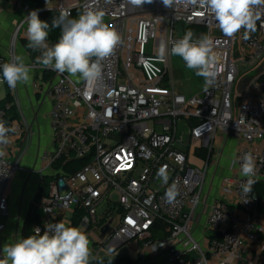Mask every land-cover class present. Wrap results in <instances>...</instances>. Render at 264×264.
I'll list each match as a JSON object with an SVG mask.
<instances>
[{
    "label": "built area",
    "instance_id": "built-area-1",
    "mask_svg": "<svg viewBox=\"0 0 264 264\" xmlns=\"http://www.w3.org/2000/svg\"><path fill=\"white\" fill-rule=\"evenodd\" d=\"M40 1L42 6L35 7L30 1L16 0V9L24 15L15 27L8 55L0 52V65L17 55L19 34L26 30L27 15L33 10L39 15L53 9L68 18H78L86 8L103 10L106 24L122 41L102 62L101 79L91 88L67 73L36 64L41 53L29 48L34 56L29 66L49 73L38 86L43 91L45 85L51 101L53 137L52 146L40 156L42 186L34 203L40 222L34 231L40 228L43 233L46 224L58 221L72 226L80 213L77 228L87 235L91 252L100 246L92 264L112 259H119V264H264L258 193L264 178V6L259 8L255 31L246 37L241 29L229 37L198 5L174 3L166 8L161 0H153L137 8L127 0ZM2 11L0 7V16ZM178 23L186 32L189 27H204L205 32H193V39L207 35L220 56L216 83L206 87L204 82L199 93L181 92L173 80V56L164 60L158 56L161 40L170 49L171 42L184 36L176 31ZM57 40L48 38V43ZM242 68L252 73L246 75ZM7 108L0 106V120L15 126L16 132L9 133L8 145H0L5 153L0 157V237L10 211L7 187L21 167L20 158H11L8 149L16 134L25 133L23 126L7 119ZM228 136L240 143L229 164L230 174L219 176V196L210 204L200 230L198 209L206 186L218 180L214 171L220 169ZM206 148L208 159L198 153ZM247 152L253 154L256 169L251 190L245 193L241 185L248 178L232 161ZM196 155L204 166L194 164ZM209 165L212 178H208ZM158 174H166L168 183ZM173 182L179 195L168 202L165 192ZM63 212L70 214L69 221L61 216ZM131 244L134 257L118 253ZM101 250L108 256L100 258ZM253 250L258 259L248 258Z\"/></svg>",
    "mask_w": 264,
    "mask_h": 264
},
{
    "label": "clouds",
    "instance_id": "clouds-1",
    "mask_svg": "<svg viewBox=\"0 0 264 264\" xmlns=\"http://www.w3.org/2000/svg\"><path fill=\"white\" fill-rule=\"evenodd\" d=\"M111 2V0H109ZM166 8H172L174 3L198 5L206 13L214 17L218 28L226 36H234L241 29L249 32L256 29L257 20L261 19L260 6L264 0H161ZM133 7L140 8L151 4L153 0H127ZM105 12L86 8L75 19L68 18L61 12L55 16L51 25L40 19L38 10H33L26 19V38L28 47L39 50L41 55L35 63L56 71L67 73L69 77H77L91 88L101 79L102 62L110 57L115 48L121 43L120 34L109 27L104 21ZM60 29V36L54 44L48 43L51 29ZM194 33L188 30L181 39L168 43L161 40L158 56L161 60L168 55L179 56L185 66L194 70L196 76L203 77L205 86H212L220 73V56L214 50V42L207 35L193 39ZM2 78L10 89L18 84H27L31 80L32 67L16 55L8 62L0 65ZM15 126H6L0 120V145L10 143L9 133H15ZM5 153L0 151V157ZM233 165L239 163L240 172L247 181L241 185L245 193L251 190L254 183L256 161L251 152L234 159ZM164 184L168 183L166 174H158ZM179 195L178 186L173 182L165 192L168 202L175 201ZM3 258L0 264H92L93 255L87 235L77 227L64 221L46 224L43 233L40 228L26 238L15 243L5 244L2 248ZM112 264V262H110Z\"/></svg>",
    "mask_w": 264,
    "mask_h": 264
},
{
    "label": "crops",
    "instance_id": "crops-1",
    "mask_svg": "<svg viewBox=\"0 0 264 264\" xmlns=\"http://www.w3.org/2000/svg\"><path fill=\"white\" fill-rule=\"evenodd\" d=\"M23 2H28L30 0H22ZM16 0H0V7L3 8L2 14L0 16V52L7 56L9 46L12 40V36L15 30V27L18 22L23 18L24 12L15 7ZM16 53L23 57L24 62L29 65L33 61V54L31 53L28 47V40L26 38V30H22L19 34V39L16 44ZM31 80L27 84H18L17 87L13 90L10 89L6 84V94L9 90L13 93L17 101V119L12 121L18 125L25 128V133L23 135L16 134L13 138L12 145L8 149V153L11 158L18 159L20 158V170L13 174L8 187L7 194L9 197L10 211L9 215L5 217L6 229L0 237L1 249L5 244L15 243L17 240L16 236L20 235L22 239V230L24 223L27 217L30 214L35 213V204L34 201L37 197V192L40 186L41 175L39 172L40 154L43 149L51 147L53 144V137L50 127V118L49 111L51 109V101L49 97L46 96L44 92L38 86L43 82L42 77H48L49 73L47 72H38L32 69ZM78 79L77 77H75ZM79 80V79H78ZM5 94V96H6ZM4 96V97H5ZM3 97V98H4ZM2 99V98H1ZM45 106V111L42 112V108ZM31 108V113L33 114L32 118H27L25 115V109ZM40 118V121L38 120ZM26 123H25V122ZM36 122H38L36 124ZM36 125V126H35ZM28 127V129H27ZM39 135L40 137V150L36 152L35 160H29L28 150L31 144H33L34 136ZM240 141L232 136L226 138V143L223 150L222 159H225V165L223 166L228 170L226 174H230L229 164L231 159L234 157L236 148ZM221 159V160H222ZM198 160V159H195ZM225 175V174H224ZM212 178V177H211ZM216 185L219 183V179L216 180ZM212 183V181H211ZM215 184L214 182L212 183ZM212 184H208L205 189V197L202 205L198 209V226L206 225V217L210 204L214 201L215 198L219 196V190ZM261 184L264 186V178L261 180ZM24 208L29 209L27 212H22ZM33 208V210H32ZM20 209V211H19ZM262 219L261 224L264 226V197L262 198L261 205ZM65 220L69 221L71 218L69 213L63 212L61 214ZM8 217V218H7ZM17 218V227H14L12 222H15ZM19 231L21 233L19 234ZM94 249V248H93ZM92 249V252H93ZM125 254H131L132 257L135 255V245L131 244L129 247H125ZM132 251V252H131ZM251 256L257 258L255 250L253 253L248 255L250 259ZM249 264V263H244Z\"/></svg>",
    "mask_w": 264,
    "mask_h": 264
},
{
    "label": "rangeland",
    "instance_id": "rangeland-1",
    "mask_svg": "<svg viewBox=\"0 0 264 264\" xmlns=\"http://www.w3.org/2000/svg\"><path fill=\"white\" fill-rule=\"evenodd\" d=\"M104 21L106 23L107 19L104 18ZM197 29V27H189L188 30H191L192 32H195ZM187 30V31H188ZM176 31L178 33V35H182V34H185L186 33V30L183 28L182 24L178 23L176 25ZM172 75H173V80L175 82V84L177 85V88L185 93V94H194V93H199L203 90V87H204V79L203 77H199V76H196L194 70H190L188 69L186 66H185V63L183 62L182 58L179 57V56H173L172 57ZM247 67V66H246ZM244 74L248 75V74H251V70H249L250 68H242ZM6 84L5 82H0V99L3 98L6 94ZM45 111V106L42 108V112ZM31 108L30 110L29 109H25V115L27 118H32L33 117V114L31 113ZM38 120L40 121V118H38ZM38 122H36L37 124ZM36 126V125H35ZM42 145H40V137L39 135H36L34 136V140H33V144H31V146L29 147V150H28V156L26 158L29 159V160H35V156H36V152L38 150H40V147ZM44 151V149L42 150V152ZM41 152V154H42ZM199 154L202 155V157L208 159V156H209V149L206 148L204 149L201 153L200 151H198ZM40 154V156H41ZM195 159H198V160H195ZM202 159V158H201ZM200 159L199 156L196 155V157H192V161L194 162V164L196 165H199V166H204V162ZM36 161V160H35ZM212 161V160H211ZM221 166H220V169L217 170V171H214L215 172H218V175L216 177V179H219V176L221 175H224L226 174V172H228L227 169H225L223 166L225 165V159L223 158L221 160ZM209 172H208V178L211 177L212 173H213V166L212 165H209ZM215 186V189L217 187L216 184H214ZM207 187V186H206ZM104 206L101 207L99 209V214H101L104 210ZM33 210V208H32ZM20 211V209H19ZM23 213L24 212H27L29 211V209H25L24 210H21ZM8 218V217H7ZM14 224V227L16 228L17 227V218L15 219V222H12ZM203 226H198V229L202 230ZM19 234L21 233V231H19ZM201 236V233L198 234V238ZM17 239L15 240H19L21 239V236L18 235L16 236ZM95 241H97L95 238H93ZM100 249V246L96 245L93 249V252H92V255H96V252ZM126 250L125 248H123L121 251H119L118 253L119 254H125ZM105 256H108L107 253H106V250H101L100 251V254H99V257L100 258H104Z\"/></svg>",
    "mask_w": 264,
    "mask_h": 264
},
{
    "label": "trees",
    "instance_id": "trees-1",
    "mask_svg": "<svg viewBox=\"0 0 264 264\" xmlns=\"http://www.w3.org/2000/svg\"><path fill=\"white\" fill-rule=\"evenodd\" d=\"M30 2H32L35 5V7L42 6V3L40 0H30ZM55 16H59V15H58V12L53 9H48L39 14L40 19L47 21L49 25H51L52 20ZM70 19H75V17H71ZM195 27L199 28L196 31L205 32L204 27L202 26H195ZM59 36H60V29L56 28V29L50 30L48 38L56 39V38H59ZM7 105H9V108H7V111H8L7 119L8 120L17 119L18 117L17 116V106L15 104L14 97L9 90L7 91L6 96L0 99V106L5 107ZM41 186L42 185L40 184L39 189H38L39 191L41 190ZM258 193L260 195V198L264 197V186L261 183L258 184ZM39 222H40V219L36 212L33 214H30L24 223L23 230H22V238H26L27 236L34 234L35 233L34 226L38 224ZM79 222H80V213H76L72 226L78 227ZM110 262H112V264H119L121 261L119 259L104 260L100 262V264H110Z\"/></svg>",
    "mask_w": 264,
    "mask_h": 264
},
{
    "label": "water",
    "instance_id": "water-1",
    "mask_svg": "<svg viewBox=\"0 0 264 264\" xmlns=\"http://www.w3.org/2000/svg\"><path fill=\"white\" fill-rule=\"evenodd\" d=\"M245 81H247V82H248V81H250V79L248 78V79H247V80H245ZM247 82H245V85H246V83H247ZM241 83H244V81H243V82H241ZM243 85H244V84H243ZM38 195H39V191L37 192V196H38ZM36 198H37V197H36ZM34 203H35V201H34ZM107 228H108V225H106V226L104 227V229L102 230V232H103V233H105V232H106V230H107Z\"/></svg>",
    "mask_w": 264,
    "mask_h": 264
}]
</instances>
